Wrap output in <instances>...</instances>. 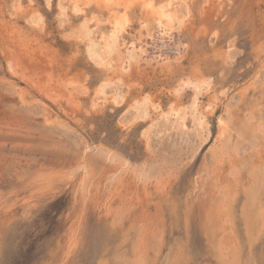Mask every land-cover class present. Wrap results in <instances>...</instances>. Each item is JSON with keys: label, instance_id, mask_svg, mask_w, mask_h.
I'll return each mask as SVG.
<instances>
[{"label": "rangeland", "instance_id": "rangeland-1", "mask_svg": "<svg viewBox=\"0 0 264 264\" xmlns=\"http://www.w3.org/2000/svg\"><path fill=\"white\" fill-rule=\"evenodd\" d=\"M205 1L179 6L187 19L174 34L177 56L174 42L160 48L141 28L145 14L134 8L122 39L145 40L148 60L126 77L134 86L123 105L95 107V84L114 74L65 33L85 14L107 30V13L92 4L61 24L58 0L34 8L0 0V264H264V0ZM32 10L43 27L25 23ZM17 51L45 67L50 85L72 76L87 92L69 88L73 108L44 99L8 74L7 55ZM190 76L211 80L199 98L216 103L209 140L201 143L191 111L169 125L153 124L157 114L127 123L140 93L151 92L159 113L189 105L195 87L173 89ZM219 115L228 121L222 138Z\"/></svg>", "mask_w": 264, "mask_h": 264}, {"label": "bare ground", "instance_id": "bare-ground-1", "mask_svg": "<svg viewBox=\"0 0 264 264\" xmlns=\"http://www.w3.org/2000/svg\"><path fill=\"white\" fill-rule=\"evenodd\" d=\"M45 1H46V5L48 6L49 4H52L53 0H45ZM206 1L208 3L210 0H206ZM15 2L19 3L20 0H15ZM57 3H58V5H57L58 9H59L58 14L60 16V23L61 24L68 21L67 19L69 16L68 15L69 11L72 12L71 13L72 15H73V13L76 15H82V14L84 15L87 8L92 4H95L98 8L101 7L107 13V17L104 20L106 23H108L107 25H109V28L107 30H104L102 32L97 30V28L101 26L100 22L102 20H101V18H99L100 16L97 17V16H95V14L94 15L92 14L91 16H86V14H85V17H83L82 20L78 16V18L81 21L76 26L74 25L73 29H71V27H70L69 28L70 30L65 33L68 38L69 37L74 38L78 43H82L84 45L86 57L90 63H92L94 66H96L100 69H104V70L109 71L112 74H114L113 77L106 78L105 80L100 81L98 85L95 84L96 88L93 92L94 93V95H93L94 101H92L93 105L95 107L96 106L99 107L100 105H98V104H100V103H104V105H106L105 103H111L114 106L115 105H123L127 100V95L130 91V88L132 86H134V82L129 81L130 79L126 80L127 79L126 77L131 76L132 74H136V72H138L141 69L142 62L148 60V58L146 59L147 49H145V46L147 45V42L145 40H143L141 37H139L138 42L133 41L131 43H126L125 40L122 39L123 32L126 30V28L130 25V23L132 21V14L131 13H132V10L134 8H138L139 9L138 11H141L142 13L145 14V18L143 19V21L140 22L141 28L146 30V32L148 34L152 35V38H157V39H160V41H162L160 48H164L165 46H167V44L170 45L169 43L174 42L175 43L174 44L175 45V50H174L175 54L174 55L180 54V52L182 50L181 48L183 46H181L180 42L176 43V42H178V40H176V42H175V37H174L175 35L174 34L179 33L184 26L185 18L187 16V12L185 11V13H184L182 11L185 10V8L187 7V0H163V1H161V0L160 1H157V0H58ZM189 3H190V1H189ZM184 4L186 7L183 10H181L180 7ZM48 7H47V9H48ZM52 7H54V6H52ZM99 11H101V10H99ZM44 17L45 16H43V14L40 11L32 10L27 14V16L25 18V20H26L25 23H28L31 27H43L44 22H45ZM105 22H103V23H105ZM61 27H62V25H61ZM127 30H128V28H127ZM124 34H125V32H124ZM135 34H137V33H135ZM176 35H178V34H176ZM177 39H178V36H177ZM174 45H172V46H174ZM42 48H41V50H42ZM155 48H154V50H155ZM162 50L163 49H161V51ZM42 52H43V50H42ZM165 54H166V52H165ZM151 55H152V53H151ZM167 57H168V54H167ZM152 58L154 60H156L157 63H160L161 59L162 60L166 59V57H163L162 54H160L158 56L153 55ZM26 59H25V61L23 59L21 61L18 51L16 53L7 55L6 66H7L8 72H9L8 74L11 75L12 77L16 78L17 80L23 82L30 89H34L36 91V93L40 94L44 99L51 100L54 103L61 102L65 99V101L68 102L67 104L71 106V104H69V102L75 103L76 100L74 98V93L69 91L70 87H72V88L81 87L84 91L87 92V88L84 85L85 81L83 80V83H81L82 81H80V82L78 81L79 78L77 79L76 77H72V76L68 79H65V81H61V83H58L57 87H54L55 85L54 86L50 85L52 82H54V81H52V79H51L52 82H50V84L47 82V80L42 79L44 77V73L46 71L44 69L45 67L42 68L39 65H36V63H34V61L29 62V60H26ZM149 60H150V58H149ZM63 67H67V66H63ZM70 74H72V73H70ZM47 75H48V73H47ZM61 75H63V74H61ZM49 76H51V75H49ZM59 80H60V78H59ZM59 80H58V82H60ZM132 80H134V79H132ZM135 80H136V78H135ZM48 81H50V80L48 79ZM138 83H139V81H138ZM192 85H193V87H195V93H194L193 98L191 97L192 101L189 102V105H187V103H186L187 106H184V105L181 106L182 103L180 104V106H178L179 105L178 103H177L178 105L171 104L170 108L167 111L162 112V113H159V111L161 109L160 103L157 102L158 100L155 101L154 96L150 94L151 92L145 93V94L140 93L136 97L131 98L132 100L130 101V103L128 105L127 113H126L127 118H128L127 123L128 122L129 123L130 122H139V121L142 122V121L152 117L153 115L157 114V119L155 120V122L153 124L160 122L161 118H164L163 120L166 119L165 122H167L168 123L167 125H169V123L171 122V119H172L171 116H174L178 122H183L187 117L188 111H191L193 113V114H191V116L193 115V118L195 119L196 129L198 130L199 137L201 138V141H202L201 143H203V141L209 140L210 135H211V128H210V122L208 120V114L212 113V111L215 108L216 103L214 100H212L210 102H209V100H207L208 103L205 106H201V104L199 102V98H201V95L204 93V91L210 89L211 80L209 78H197V76H196V78H192L191 76L187 77V78L185 77L179 81V83L173 89V92H174V94L178 95L185 88L190 87ZM137 86H139V85H137ZM88 88H90V87H88ZM77 92H75V93H77ZM215 93L213 91V96L215 95V98H216L217 94H215ZM223 95H224V93H223ZM75 96L78 97V95H76V94H75ZM93 96H92V98H93ZM217 97H219V96H217ZM212 99H213V97H212ZM92 102H91V104H92ZM78 104H80V103H78ZM94 106H92L93 109H94ZM71 107L73 108V106H71ZM74 107H75V105H74ZM72 108H71V110H73ZM226 109L229 110V108H226ZM73 111H75V110H73ZM224 111H225V109H224ZM224 115H225V113H224ZM225 116H227V115H225ZM219 117H220L219 118V125H217V123H216V125H217V127L220 126L219 127L220 135H222L223 133L226 132L225 128L227 126L226 125L227 120L225 121L223 116L219 115ZM229 118H228V120H230ZM152 120H154V119H152ZM173 120H175V119H173ZM192 121H194V120H192ZM151 123H150V127L148 126L149 128L147 130L143 129V130H145V132H143V133H145V135L151 129ZM164 123L162 121L161 125ZM229 123H230V121H229ZM172 124H174V123H172ZM179 124H181V123H179ZM134 126H135V124H134ZM178 128H180V127H178ZM227 129H229V127ZM160 130H161V128H160ZM156 134H158V133H156ZM153 135H154V133H153ZM157 136H156V138H157ZM222 137H223V135L221 136V138ZM147 141H149V140H147ZM106 152H105V154H106ZM105 156L108 157L107 155H105ZM110 159H111V157H110Z\"/></svg>", "mask_w": 264, "mask_h": 264}, {"label": "snow or ice", "instance_id": "snow-or-ice-1", "mask_svg": "<svg viewBox=\"0 0 264 264\" xmlns=\"http://www.w3.org/2000/svg\"><path fill=\"white\" fill-rule=\"evenodd\" d=\"M41 3H43V0H41ZM29 6L30 7H35V0H29ZM49 7H51V4L48 5Z\"/></svg>", "mask_w": 264, "mask_h": 264}]
</instances>
